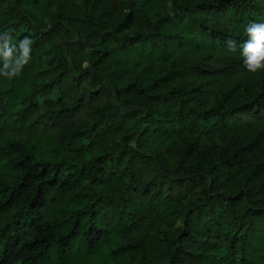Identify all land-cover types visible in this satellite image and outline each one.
<instances>
[{
    "label": "trees",
    "instance_id": "1",
    "mask_svg": "<svg viewBox=\"0 0 264 264\" xmlns=\"http://www.w3.org/2000/svg\"><path fill=\"white\" fill-rule=\"evenodd\" d=\"M100 2L0 0V33L32 40L23 72L0 76V264H264V71L226 45L264 23V0ZM63 32L70 66L50 80ZM93 71L116 96L90 108L96 155L31 123L73 118L61 99ZM193 178L197 206L164 189Z\"/></svg>",
    "mask_w": 264,
    "mask_h": 264
},
{
    "label": "rangeland",
    "instance_id": "2",
    "mask_svg": "<svg viewBox=\"0 0 264 264\" xmlns=\"http://www.w3.org/2000/svg\"><path fill=\"white\" fill-rule=\"evenodd\" d=\"M102 1L105 7H112V11L115 14L116 9L119 8L118 0H99ZM101 3V2H100ZM47 24H50L48 19ZM68 38L65 37L64 32L56 37L54 41V51L50 53L49 59L52 61V70L48 74V78L50 80H56L60 73H65V71L70 66V60L64 61L61 57V49L64 45L68 43ZM77 40H75L76 42ZM99 39L94 38L93 40L84 41L83 44L90 50H96ZM86 72L91 69L89 64L84 65ZM96 72H92L89 74H83L81 78H78L74 82V87L77 89L78 95L75 96L71 91H67L66 94L61 99V104L63 107H73V105L78 104V110L75 113L73 118H68L66 113H63L61 116L57 117L54 115L51 118L49 114V110L39 111L35 114L31 123L42 118V127L41 130L48 131L53 135L57 132V128L64 127L70 133L76 134L75 137L84 138L86 141L91 142V146L86 147L87 152L90 154L96 155L98 152H103L99 146H97L98 139L93 136V134L87 135L85 134V129H91L93 123L89 119V111L93 105H97L99 107H103L108 105L116 96L114 93L107 88L105 84L97 85L95 84ZM25 138L30 137L28 134H24ZM130 147H135L133 141L129 143ZM153 173L148 174V178L152 177ZM208 181L203 182L198 180L197 178H193L192 180H182L175 182L173 184L166 183L165 191L167 194L172 196L174 199L183 203L186 207L197 206L201 199L198 193L200 186L201 189L207 187ZM181 221L177 223V227L180 226Z\"/></svg>",
    "mask_w": 264,
    "mask_h": 264
},
{
    "label": "clouds",
    "instance_id": "3",
    "mask_svg": "<svg viewBox=\"0 0 264 264\" xmlns=\"http://www.w3.org/2000/svg\"><path fill=\"white\" fill-rule=\"evenodd\" d=\"M247 39L237 45L235 40L226 41L229 51L239 48L243 64L249 73L264 71V23L251 22L245 28ZM32 40L24 37L18 43L13 42L10 32L0 33V76L7 79L18 77L30 62Z\"/></svg>",
    "mask_w": 264,
    "mask_h": 264
}]
</instances>
